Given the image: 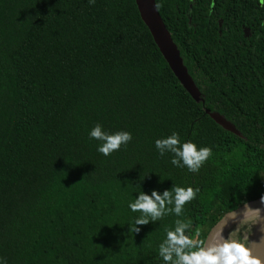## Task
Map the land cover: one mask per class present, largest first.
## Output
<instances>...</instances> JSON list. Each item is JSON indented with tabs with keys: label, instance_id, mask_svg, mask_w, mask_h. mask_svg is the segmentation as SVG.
<instances>
[{
	"label": "trees",
	"instance_id": "trees-1",
	"mask_svg": "<svg viewBox=\"0 0 264 264\" xmlns=\"http://www.w3.org/2000/svg\"><path fill=\"white\" fill-rule=\"evenodd\" d=\"M154 4L197 99L133 0H0V264H162L177 217L130 231L141 191L199 188L183 215L199 240L264 195V6ZM96 124L133 139L105 157L89 137ZM173 132L212 149L198 173L160 156L155 141Z\"/></svg>",
	"mask_w": 264,
	"mask_h": 264
},
{
	"label": "clouds",
	"instance_id": "clouds-1",
	"mask_svg": "<svg viewBox=\"0 0 264 264\" xmlns=\"http://www.w3.org/2000/svg\"><path fill=\"white\" fill-rule=\"evenodd\" d=\"M89 4L94 5L95 0H89ZM260 4L264 6V0H260ZM89 137L100 142L97 151L105 157L127 146L133 139L130 132L110 133L100 124L91 129ZM155 147L160 156L172 154L173 166L187 168L193 174L198 173L213 155L210 147H198L192 141L181 142L176 132L157 139ZM199 192V188L177 185L162 194L156 190L150 195L141 191L128 204L132 212L140 213L129 230L138 234L141 231L138 226L174 215L177 219L173 226L164 229V238L158 244L157 254L162 264H264V195H261L258 207L244 200L224 212L207 236L199 240L189 234L192 221L183 218L185 206L195 200ZM257 232L258 238L253 239Z\"/></svg>",
	"mask_w": 264,
	"mask_h": 264
},
{
	"label": "water",
	"instance_id": "water-1",
	"mask_svg": "<svg viewBox=\"0 0 264 264\" xmlns=\"http://www.w3.org/2000/svg\"><path fill=\"white\" fill-rule=\"evenodd\" d=\"M137 14L139 19L147 29L153 44L158 50L159 54L167 64L169 70L179 82L181 87L185 90V92L193 99H197L198 91L194 87L190 78L186 74L184 67L182 66L180 59L178 57V53L173 45L159 15L156 10L154 0H133ZM205 113L208 114V110H205ZM211 118L220 124L224 129L230 130V127L222 122L215 116H211ZM260 197L256 200L248 202L253 207H258ZM213 227V226H212ZM211 227V228H212ZM210 228V229H211ZM209 229V230H210ZM209 232V231H208ZM208 234V233H207ZM207 236V235H206ZM259 233L253 236V239L258 238Z\"/></svg>",
	"mask_w": 264,
	"mask_h": 264
},
{
	"label": "rangeland",
	"instance_id": "rangeland-1",
	"mask_svg": "<svg viewBox=\"0 0 264 264\" xmlns=\"http://www.w3.org/2000/svg\"><path fill=\"white\" fill-rule=\"evenodd\" d=\"M204 207H205V205H203V209H204ZM208 231H209V230L206 229V233H205L206 235H207ZM206 235H205V237H206ZM205 237H204V238H205Z\"/></svg>",
	"mask_w": 264,
	"mask_h": 264
}]
</instances>
